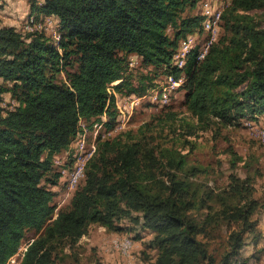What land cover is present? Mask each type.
<instances>
[{
  "label": "trees",
  "instance_id": "16d2710c",
  "mask_svg": "<svg viewBox=\"0 0 264 264\" xmlns=\"http://www.w3.org/2000/svg\"><path fill=\"white\" fill-rule=\"evenodd\" d=\"M202 1L32 0L36 22L59 18V40L0 26V79L11 83L0 84V264H7L33 230L20 264H60L64 248L85 236L92 223L118 231L125 217L154 231L150 245L158 253L149 264L260 259L262 249L241 260L249 239L261 237L264 200L256 196L253 179L232 173L228 187L215 188L198 179L201 169L188 166L182 149L190 143L187 134L264 114V27L252 13L264 0H232L205 58L197 59L198 44L180 68L173 58L182 40L204 33L197 12ZM132 55L138 58L135 67L145 65L152 75L136 82ZM158 73L186 76L180 89L189 118L173 128L180 131L182 147L165 144L160 138H167L165 127L150 122L99 139L85 179L56 216L54 186L62 173L55 157L65 153L63 166L69 165V149L83 123L93 129L116 122L120 107L113 91L144 95ZM6 91L12 106L3 105ZM155 118L157 125L165 124L177 120V113ZM224 231L226 245L218 258L210 245Z\"/></svg>",
  "mask_w": 264,
  "mask_h": 264
},
{
  "label": "rangeland",
  "instance_id": "374dc122",
  "mask_svg": "<svg viewBox=\"0 0 264 264\" xmlns=\"http://www.w3.org/2000/svg\"><path fill=\"white\" fill-rule=\"evenodd\" d=\"M41 1L43 0H40V2ZM31 5L32 0H0V26L3 25V22H5L8 17L13 18L19 14L21 15L18 16L20 21L16 27L24 33L38 30L52 35L53 37L58 33L60 37L59 18L53 16L55 18L54 28L47 31L46 28L39 30L35 24L36 22H32V17H37V15L34 14V12L32 13ZM194 12L196 13V9ZM197 12H200V7H198ZM252 13L255 14L257 19L262 21V26L264 27V7L255 9ZM47 22L48 20L46 18L43 25L46 26V24H48ZM204 37L205 34L201 36L202 39H204ZM131 72L136 82H138L137 79L141 75H152L150 69L141 64L132 68ZM60 75L64 77L65 72H62ZM164 79L165 76L158 73L156 78L152 80L153 82L151 81V85L154 86L156 82L160 80L163 81ZM0 84H5L6 86L11 83L0 79ZM180 87L177 90L175 89L174 92L172 91L171 100L164 106L156 103L152 104L149 97L134 103V101L130 99V94H122L115 90L121 103L125 102L129 105L135 104L133 108L128 106L129 109H131L130 112L132 111L131 120L127 122L123 130L133 129L136 131L145 122H150L153 128H159V130L164 126L165 130L163 133L167 135V141L163 136H160L162 141L165 144L175 143L178 147H182L181 142L177 139L180 131L178 130L177 133L173 130V128H178L179 124L182 123L184 119L189 118L188 111L186 110L187 108L183 104L185 90L180 89ZM14 103L15 101L11 97V92L6 91L4 93L3 105H7L6 107H8L14 105ZM173 112L177 113V120H169L165 124L161 123L157 125L158 118L155 117L159 115L165 117L167 113ZM263 126L264 114H260L258 119L245 118L241 124L228 126L213 124V126L206 129H199L197 134L190 135L186 133L190 143L184 146L182 152L188 155L187 160L189 167L195 166L201 169L200 173L197 175L198 179L207 181L209 185L215 188H225L231 183L232 173L237 174L241 178L248 176L254 181L256 196L264 200V142L260 137ZM235 161L236 165L233 167V162ZM56 169H59L58 165ZM62 183L64 182L62 181ZM62 183L61 185H63V187L61 189L64 188L65 190V185ZM61 189L60 186L55 188L57 196ZM62 191L63 190H61V192ZM72 195L73 193L64 192L63 196H66V200L61 201V207L69 203ZM59 203L60 196L56 197L57 206H59ZM58 210L59 209L56 210L55 214H57ZM120 223L123 229L118 231L109 230L107 227L98 223H92L85 236L73 246L67 245L64 248L62 259L58 261V263L94 264L100 259L106 264H149L151 261L155 260L158 250L150 245V240L153 239L155 235L154 231L142 228L140 224L133 222L128 217L122 218ZM35 236L36 232L34 230L29 231L27 236L28 240L26 241L31 240L30 238ZM116 236H131V238H133L135 248L131 257L120 254L119 250L112 247L111 242ZM225 245L226 233L224 231L223 237L214 240L210 245L211 252L219 258L225 249Z\"/></svg>",
  "mask_w": 264,
  "mask_h": 264
},
{
  "label": "bare ground",
  "instance_id": "6f19581e",
  "mask_svg": "<svg viewBox=\"0 0 264 264\" xmlns=\"http://www.w3.org/2000/svg\"><path fill=\"white\" fill-rule=\"evenodd\" d=\"M204 3V5L202 4ZM232 3V0H203L201 2L200 6V13L204 12V14H201L203 16L202 19V28L204 29L205 37L203 39V44H206L203 49L202 46L200 48V51L198 53L199 60L205 58V56L208 54L210 48L216 41L218 40V37L221 33V24L220 26H214V29L212 31V24L216 21V8L221 7L223 10H220L219 13V21L221 23V18L223 15V12L225 8ZM32 17V16H31ZM48 20V24H51L52 19L54 18L53 16H47L43 19V21L36 22L35 17H32V22H36L35 24L37 25V29L41 30L43 28H46V26L43 25L44 21ZM212 31V32H211ZM202 34V35H203ZM201 35V36H202ZM56 39H60L58 33L54 35ZM191 36V33L188 35ZM195 46L192 47H184L181 49V55H180V62H179V67L183 68L187 61L190 52L193 50ZM131 63V58L129 60V64ZM130 66V65H129ZM181 77H176L174 74L173 75H167L165 79L162 82H157L158 84L151 88V95L153 96H147L150 99V102L156 103L161 105L162 103L169 102L171 100V92L174 90V83L175 80H181ZM185 79L183 78V81ZM182 81V82H183ZM182 85V84H181ZM150 92V89L147 91ZM117 96V95H116ZM119 97V96H118ZM146 98V93L144 95H136L134 96V103L139 102L141 99ZM119 103L120 107V114L122 115V121L118 125V117L116 122L112 126H107L103 122L95 124L93 129H89L87 126H83V132L79 135L81 137V143H86V144H74V151L72 154V162H71V167L73 168H80L79 172L75 175V181L74 179V169H67V171L64 174V183H65V193H73L77 187L81 184V182L85 179L86 176V167L88 165V162L90 159L94 156L96 150H97V144L99 139H105L109 137H113L120 132L123 131L125 126L127 125V122L131 120V115L132 111L130 112L131 109L128 108V104L125 102ZM135 105V104H134ZM137 105V104H136ZM134 106H132L133 108ZM154 107V106H153ZM159 107V106H158ZM119 110V109H118ZM105 118V117H104ZM250 119V118H248ZM246 123V122H245ZM247 124V123H246ZM262 141L264 142V126L262 127L261 130V135H260ZM78 140V138L76 139ZM89 150V151H88ZM88 151V152H87ZM64 166H70L69 165H64ZM64 189V188H63ZM63 192V194H64ZM63 196V195H62ZM57 207V206H56ZM56 215V214H55ZM131 236H116L113 241H122ZM133 240V238H132ZM29 241H25L23 245V250L20 253V259H17V262L15 264H20V261L24 257V253L27 250ZM135 247V243H134ZM115 248L119 250L120 252H128V245L123 244V243H116ZM126 257H131L132 253L130 255L124 254Z\"/></svg>",
  "mask_w": 264,
  "mask_h": 264
},
{
  "label": "built area",
  "instance_id": "2783aa9c",
  "mask_svg": "<svg viewBox=\"0 0 264 264\" xmlns=\"http://www.w3.org/2000/svg\"><path fill=\"white\" fill-rule=\"evenodd\" d=\"M223 1H227V0H223ZM202 4L204 5V3H202ZM220 10H223V9L221 7L216 8V21L214 22V24H212V31L214 29V26H220V21H219V13H220ZM204 13H205V11L202 12V13H200V14H204ZM54 26H55V18H52L51 24H46V31L47 30H50L51 28H54ZM198 44H200V46H202V49L206 45V44H203V39L201 38V34H200L199 31L192 32L191 33V36H187L185 39L182 40V43L180 45L179 51H177L174 54L173 64L175 66H178L179 67L180 55H181V49L182 48H184V47H192V46H196ZM197 59L199 60V56H197ZM137 64H138V58H137V56L132 55V57H131V63L129 64L130 65V68L135 67ZM168 75H173V73H169ZM185 77H181V80H175V82L172 83V84H174V89H177L179 86H181L182 81H183V78H185ZM159 82H162V80H160ZM113 92H116V91H113ZM134 96H136V95L135 94H132L130 96V99L132 101H134ZM147 96H153V95H151V88H150V92H146V98H147ZM116 102L118 103L120 101H116ZM167 103L168 102L162 103L161 106L162 105L164 106ZM128 106H131L132 107V106H135V105L133 103L132 105H129L128 104ZM105 119H106V114H105ZM122 121H124V119H122V115H118V125ZM83 126H86V125L83 123ZM74 144H86V143H81V137H79V133H78V140H76L75 142H72L71 147H70L69 150L74 151ZM55 162L58 165V168L61 170V173H62L61 180H63L64 174L67 171V169H74V179L72 181V182H74L75 181V175L79 172V170H80L81 167L80 168H73V167H71V163H70V166H63V156H61V155H58V156L55 157ZM64 200H66V196H60V203H59V206L56 207V210L57 209H60V207H61V201H64ZM116 243H123V244L128 245V252H119L120 254L130 255L131 253L134 252V243L135 242H134V240H132L131 237H129V238L125 239V240H122V241H112L111 242L112 247H115ZM23 245H24V243L19 247L18 251L10 257V259L7 262V264H15L17 262V259H20V253L23 250Z\"/></svg>",
  "mask_w": 264,
  "mask_h": 264
},
{
  "label": "crops",
  "instance_id": "0c3cea01",
  "mask_svg": "<svg viewBox=\"0 0 264 264\" xmlns=\"http://www.w3.org/2000/svg\"><path fill=\"white\" fill-rule=\"evenodd\" d=\"M21 15H17L12 17H8L7 20L5 22H3V25H14L16 26L18 24V22L20 21L19 17ZM7 22V24H6ZM62 180L60 181V184H57L54 186V189L56 187L60 186V189L63 187V185H61ZM64 184V183H62ZM64 191V189H61ZM59 192L58 196H62L63 195V191ZM57 196V197H58ZM260 231H261V237L258 238V240L253 241L251 239H249L248 243L244 246L243 250H242V261H244V258L249 257L250 255H252V253L256 250V249H262L261 250V257L259 260H255L253 258H251L246 264H264V210L261 211L259 213V225H258ZM135 248V247H134Z\"/></svg>",
  "mask_w": 264,
  "mask_h": 264
},
{
  "label": "clouds",
  "instance_id": "9594fccd",
  "mask_svg": "<svg viewBox=\"0 0 264 264\" xmlns=\"http://www.w3.org/2000/svg\"><path fill=\"white\" fill-rule=\"evenodd\" d=\"M179 87H180V86H179ZM179 87H178V88H179ZM55 202H56V201H55ZM57 214H58V211H57ZM56 216H57V215H56ZM56 216L54 215V217H56ZM30 239H31V241L33 240V238H30Z\"/></svg>",
  "mask_w": 264,
  "mask_h": 264
}]
</instances>
